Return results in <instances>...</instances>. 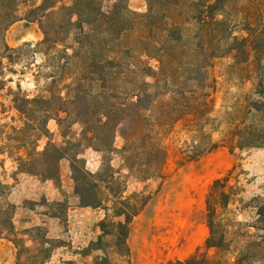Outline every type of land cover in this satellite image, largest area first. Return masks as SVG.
Listing matches in <instances>:
<instances>
[{
    "label": "trees",
    "instance_id": "1",
    "mask_svg": "<svg viewBox=\"0 0 264 264\" xmlns=\"http://www.w3.org/2000/svg\"><path fill=\"white\" fill-rule=\"evenodd\" d=\"M240 2L243 13L232 23L226 15ZM22 4H28L24 15ZM102 4L103 0H71L69 5L63 0H0V91L7 85L5 59L13 62L12 53L22 49L7 44L6 32L18 21L38 22L45 35L40 44L61 48L59 61L70 72V82L63 81L61 91L50 98H28L20 87L12 93L24 119V127L14 129L22 135L14 139L18 149L25 150L16 155L17 170L56 181L61 161L68 159L80 205L106 212L99 225L102 235L91 249L103 250V238L111 235L119 253L128 255L130 225L146 199L138 193L125 195L126 176L113 167V156L120 155L130 177L146 181L164 177L171 150L167 141L176 134L188 137L180 150L182 163L217 149L220 144L213 140L211 127L215 59L232 56L237 65L246 66L248 80L255 81L248 109L253 121L234 127L222 146L231 151L264 148V11L258 0H147L146 14L131 11L127 0H114L108 12ZM237 24L245 35L235 34ZM50 119L59 127L61 143L50 138ZM117 134L124 141L121 149L114 145ZM40 139H47L42 151L37 150ZM87 149L101 155L97 172L86 167ZM232 171L213 181L206 198L209 236L204 248L215 254L197 249L187 259L167 264H264V253L247 263L253 258L250 253L232 247L233 233L221 212L234 194ZM14 209L9 202L0 203V238L13 234ZM24 249L29 257L19 255L17 264H46L50 258L43 243ZM261 252L264 247L258 245L257 253ZM227 254L234 258L231 263ZM94 264L111 263L98 256Z\"/></svg>",
    "mask_w": 264,
    "mask_h": 264
},
{
    "label": "rangeland",
    "instance_id": "2",
    "mask_svg": "<svg viewBox=\"0 0 264 264\" xmlns=\"http://www.w3.org/2000/svg\"><path fill=\"white\" fill-rule=\"evenodd\" d=\"M63 1L68 5L71 2ZM258 1L264 11V0ZM113 3L114 0H103V10L110 11ZM28 4L20 6L21 15L25 14ZM127 5L137 14L148 12L147 0H127ZM242 10V2L234 3L231 15L226 16L234 23ZM237 25L235 34L245 35ZM44 38L39 23L27 21L14 23L5 36L10 47L22 49L12 53L13 62L5 59L7 85L0 91V203L9 202L15 206L13 234L0 238V264H17L19 255L23 259L29 257L24 247L34 250L42 243L49 249L50 258L46 264H94L98 256L108 257L111 264H167L185 260L197 249L212 257L215 250L206 251L204 248L209 236L206 198L213 181L231 170L230 185L234 186V194L227 209L221 212L233 233L230 235L233 249H246V253L253 257L247 263L258 261L264 253H257L258 245L264 247V148L231 151L222 146L234 127L253 121L248 109L249 100L254 97L255 81L253 78L248 80L246 66L237 65L230 55L213 61L215 89L211 93L214 119L211 127L215 128L213 140L220 144L217 149L194 161L182 163L180 150L185 149L188 137L184 133L176 134L167 141L171 150L164 177L146 181L130 177L120 155L113 156V167L119 175L126 176L125 195L138 193L146 199L143 209L130 225L129 254L125 255L119 253L117 240L111 235L103 238V250L91 249V243L102 235L99 225L106 218V212L102 208L80 205L68 159L61 161L60 177L56 181L17 170L16 155H24L25 150L18 149L20 144L14 139H20L22 135L14 129L23 128L24 119L15 108L12 93L20 87L28 98H50L61 91L63 81L70 82V72L63 70V61H59L63 56L59 52L61 48L55 49L52 44L41 45ZM150 62L157 65L154 59ZM55 81L59 86L55 87ZM47 127L52 142L61 143L55 119H50ZM73 130L77 131L78 126ZM46 142L47 139H40L37 150L42 151ZM123 143L117 134L115 147L121 149ZM83 157L87 169L97 172L101 155L87 149ZM247 234L250 237H246ZM224 257L230 263L234 260L228 254Z\"/></svg>",
    "mask_w": 264,
    "mask_h": 264
}]
</instances>
